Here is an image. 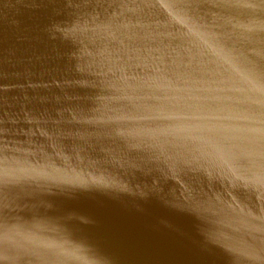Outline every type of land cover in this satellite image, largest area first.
<instances>
[{
	"label": "water",
	"instance_id": "obj_1",
	"mask_svg": "<svg viewBox=\"0 0 264 264\" xmlns=\"http://www.w3.org/2000/svg\"><path fill=\"white\" fill-rule=\"evenodd\" d=\"M0 264H264V0H0Z\"/></svg>",
	"mask_w": 264,
	"mask_h": 264
}]
</instances>
